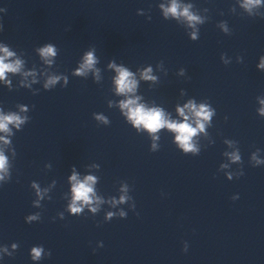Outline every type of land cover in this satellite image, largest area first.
Listing matches in <instances>:
<instances>
[{"label":"water","instance_id":"1","mask_svg":"<svg viewBox=\"0 0 264 264\" xmlns=\"http://www.w3.org/2000/svg\"><path fill=\"white\" fill-rule=\"evenodd\" d=\"M0 264H264V0H0Z\"/></svg>","mask_w":264,"mask_h":264}]
</instances>
